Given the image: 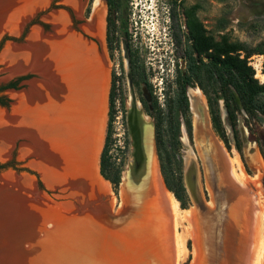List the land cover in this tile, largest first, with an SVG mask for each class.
I'll return each mask as SVG.
<instances>
[{"label": "rangeland", "instance_id": "rangeland-1", "mask_svg": "<svg viewBox=\"0 0 264 264\" xmlns=\"http://www.w3.org/2000/svg\"><path fill=\"white\" fill-rule=\"evenodd\" d=\"M71 1L73 5L72 2L68 4L69 0H47V6L37 11L34 16H32L20 34L12 38L9 34L14 35L13 33L8 31H3L1 33L3 37L0 39V42L4 38L5 40L0 47V87L5 86L6 83L8 84L16 81L17 88H8L0 92V95L3 96L6 101V106L0 105V109L11 111L16 102L13 98V94L27 91L30 82L40 79L39 75L31 72L27 75L19 74L21 76H9L10 74L7 67L1 61V56L10 43L9 41L17 42L20 46L25 45L31 29L36 26H39L40 31L45 33L41 32L44 36L53 37L56 34L55 26L48 20V17L54 15L65 16L66 19H64L68 21L67 23L70 30L75 36H77L76 33H78V35H83L85 42H83L79 36L77 37L91 49L93 53L92 56L97 60L99 68L98 71L95 72L96 84L93 86L94 90H96V93L95 91L94 93L97 99L98 97L101 98V93L103 92L104 96L106 94L108 100L112 79L114 76L116 77L117 101L113 120H111L110 124L111 137L108 155L110 156L111 162L120 167V183L118 187L114 189L110 182L101 178L105 186L103 193L110 201L112 213H116L120 211L124 201L127 199L125 193L129 195V181L127 178L126 183L124 176L125 173H127L129 163L133 159V137L129 127L131 95L127 79L128 70L126 61L123 57L122 41H126L129 51L137 55L140 61L139 65L142 66L147 82L152 87L153 95L159 99V102H162L163 91L173 79L176 66H178V69H184L185 67L182 59L181 47H176L174 42L175 35H178L184 44L186 37L184 11L199 5V7L195 9L196 16L208 35L213 36L215 39H219L221 35H225L229 37L230 40H237L245 43L249 47H255L264 41V0H181L176 4L170 0H122V8L125 9V12L123 13V10H121L111 16L115 20L113 43L111 44L112 49L108 48L110 46H108L106 40L108 8L105 1L103 0L104 3L101 5L100 11L96 13V16L93 14L94 0ZM93 19H96L94 23H92ZM87 23H90V25L87 26ZM220 25H226L225 29L220 31L218 29ZM84 26L86 27V31H83ZM178 26H180V29ZM11 46L18 47V45L14 44ZM249 60L250 65L255 70V78L260 83H263V57L261 55H254ZM133 91L135 101L141 107V112L139 114L141 120L140 124L145 123L146 129L150 133L152 130L154 146L153 120L145 113L140 101V99L143 98L148 102L149 93L142 82L140 84H134ZM187 95L190 107V97L196 95L204 109L202 115L203 120L201 123H197L191 108V136H188L183 127L180 132V164L183 183L189 196V206L187 209H181L178 203V212L181 215L187 212L190 224L182 223L180 224L181 226L175 227L172 205L168 196L171 193L165 189L154 146L153 154L155 156L153 161L155 167L153 174L155 180H153L159 184L161 190H164L163 200L165 201L166 214L168 217L167 221L170 230L165 238V233H163L164 227L158 230L160 222L157 223L155 227V222H153L154 225L148 229V234L146 235L152 238L151 241L155 246V250L157 249L158 252H161L160 254L164 257L166 264H197L200 252H202L207 261L212 264L214 256L212 255L213 250L211 253L212 248L209 242H212L214 239L217 221H224L229 213V202L226 200V195L229 193H227L223 181L226 174V178L237 185H243V187L251 192L253 197V207L246 213V219H250L248 220L249 238L245 248L246 257L244 264H254L259 249L261 246L264 248V243H261L260 236V226L264 219V117L261 115L258 116L256 121L253 122L250 132L243 121L245 116L243 114L239 116L238 131L242 144V152L239 154L233 144L232 133L222 101H219L220 113L229 141L228 147L225 146L212 129L206 99L201 90L197 86H188ZM107 111H109L108 106ZM108 124L109 115L107 112L104 139L107 135ZM21 142L24 141H15L9 156L6 158L8 168H6L5 171L12 170L20 174L27 173L33 176L34 171L29 165L30 159H22L19 156ZM64 144L63 141L60 143L62 148L66 147ZM104 145L105 140L103 142L102 151ZM50 154L49 150V152L46 153V159ZM234 161H238V163L236 164ZM191 167L194 169L195 176L194 195L187 186V175ZM234 169H236V171H234ZM236 174H241L243 176L244 184L238 182L237 178H235ZM171 196L173 197L172 194ZM231 198V200H233L234 196ZM62 200L58 199V201ZM38 219H42L41 212L35 210L31 213V217L27 218L25 222L6 226L5 232L2 235L0 234V238L2 239L5 236H9V238L4 244L2 240H0V245L3 244L1 245L3 248L0 246V264H25L26 261L28 262V260L31 259H35L36 264H40L37 262H40V256L38 255L35 256L36 258L30 259L22 257L20 251H18L20 241L17 240L20 237L22 239L27 237L25 234L28 231L27 227L29 225L25 223L28 222L31 224L32 221ZM225 223L230 225L233 223V220L229 219V221ZM220 225L219 227L217 226L219 247L222 246L223 242L221 240ZM238 228L239 224L236 223L235 231L230 232L233 234V249L234 246L239 243L237 246L239 249L238 253L234 254L233 251L232 255L234 254V256L238 258L237 264H240V259L242 257V240L239 241L236 235ZM155 230L159 232L157 239L154 238ZM8 231L10 232L9 235H7ZM185 231L189 232L185 239L186 253L180 258L179 254H177L176 235L185 234ZM156 241L158 243H156ZM235 241H237V243H235ZM220 248L225 255H229V252H224L222 247ZM40 249L46 252V247ZM59 254L60 252H58V255H54L55 260L60 264H67L70 259L67 260ZM217 260L214 259L213 263H218ZM32 262L30 263L32 264Z\"/></svg>", "mask_w": 264, "mask_h": 264}, {"label": "bare ground", "instance_id": "bare-ground-1", "mask_svg": "<svg viewBox=\"0 0 264 264\" xmlns=\"http://www.w3.org/2000/svg\"><path fill=\"white\" fill-rule=\"evenodd\" d=\"M71 2L69 0L68 4ZM103 3V0H94V16L100 11ZM46 6L47 0H0V34L3 31H8L14 35L20 34L24 25L32 16ZM64 18L65 16L62 15L48 17V20L55 26V36H44L40 30L33 28L27 37L25 45L18 47L8 45L1 56V61L7 67L9 74L18 72L27 75L31 72L39 75L40 79L30 82L27 91L23 90L24 92L21 91V93L13 94L16 102L11 111L0 109V160L6 159L9 156L15 141L22 140L24 142H21L19 156L22 159H30L33 167L36 166L35 168L40 170L49 157L60 158L58 149L65 151V155L71 160V165L72 161L77 160L75 156L82 151L80 140H84V135L87 136L89 141L88 150L85 152L91 156V163L94 159L98 144L95 116L99 104H102L101 99L99 97L98 99L96 98V90L93 88L96 84L95 72L98 71L99 66L97 65V60L94 59L95 57L92 56L91 49L74 35L68 26V21ZM94 21L96 19H93L92 23ZM190 99L193 107L202 105L196 95L191 96ZM135 106L136 101L132 100L130 118L132 123L134 122L132 125L134 127L137 126L135 131L137 138L136 141L133 139V143H135L134 149H138L139 152L138 136L140 134L141 120L139 114L134 113ZM72 134L76 135L80 140L73 139L74 136H71ZM66 135H68V138L65 137ZM148 137L151 138L149 131ZM62 141L65 143V148H62L60 145ZM49 150L51 154L46 159V153ZM136 158L135 167H132L134 172L128 178V196L131 193L141 192L145 185V180L141 181L140 179V172H136L140 169L141 162L139 156H136ZM234 162L238 163V161ZM154 167V163L151 162V176L148 177L149 183L146 182L148 186H146L142 194L134 196V200L140 203V227H144L146 232H148V229L154 225L153 222H155L154 227L160 222L158 230L164 227L163 233H165L164 237L166 238L170 229L167 221L165 201L163 200L164 190H161L159 184L154 181ZM70 169H75V167L70 166ZM241 174H236L235 178H237L240 184H244ZM226 177L225 174L223 181L226 191L229 193L226 195V200L229 202V213L224 221H217L214 239L212 242H209L212 248L211 253L213 250V261L214 259H218V263H213L212 261V264H237L238 258L234 254L238 253L239 249L237 246L239 243L233 249V234L230 232L235 231L236 223L239 224L236 235L239 241L242 240L240 264H244L246 257L245 248L249 238L248 220L250 219H246V213L253 207V197L251 192L243 187V185H237ZM1 183L0 234L2 235L5 232L6 226L25 222L27 218L31 217L33 211H41L35 209L33 206L31 194L34 193L26 186L22 190L20 180L18 183L14 176L7 174L2 177ZM23 183L27 184V180L23 181ZM102 187L104 188V184ZM15 188H18L20 192H17ZM168 196L172 205L175 227L182 223L190 224L187 212L181 215L178 212V202L171 194ZM232 196H234L233 200H231ZM126 200H128V197ZM41 217L44 218L42 212ZM229 219L233 220V223L230 225L225 223ZM25 224L29 225L30 223L26 222ZM219 225L221 240L223 241L220 247H222L224 252H229V255H225L219 247L217 235ZM9 233L8 231L7 235ZM187 233L189 232L176 235L177 254H179L180 258L186 253L185 239L186 235H188ZM28 235H31V232L29 234V230L25 236ZM154 235V238L157 239L159 232L155 230ZM260 236L261 243L263 244L264 219L260 226ZM8 238L9 236H5L2 239L0 238V240L4 244ZM31 238L32 236L29 239ZM20 239L22 238L20 237L17 240L20 241ZM156 243L158 242L156 241ZM152 248L155 249V246L153 245ZM115 249L116 251H121L119 248ZM152 251L156 252L155 250ZM233 251L234 254L232 255ZM198 262L200 264H211L203 256L202 252H200ZM263 262L264 248L261 246L254 264H263Z\"/></svg>", "mask_w": 264, "mask_h": 264}, {"label": "trees", "instance_id": "trees-1", "mask_svg": "<svg viewBox=\"0 0 264 264\" xmlns=\"http://www.w3.org/2000/svg\"><path fill=\"white\" fill-rule=\"evenodd\" d=\"M108 8L106 40L112 49L115 20L114 13L123 10L122 0H104ZM174 4L181 0H170ZM199 5L184 11L186 37L184 44L175 35L176 47H181L184 69L175 68V75L162 94V102L153 95L152 87L147 82L144 70L139 65V59L130 51V74L132 85H145L149 93V101L140 99L142 107L153 120L154 146L157 155L160 174L166 190L173 195L181 209L189 206V196L185 185L180 164V132L182 127L188 136L192 134V116L187 96V87L197 86L203 93L212 129L226 147L229 146L227 133L223 126L219 101H222L226 117L229 122L235 149L242 152V144L238 131V120L244 115V124L251 132L253 122L259 115L264 117V82L255 78V70L250 65V58L254 55L263 57L262 71L264 73V41L255 47H249L243 42L230 40L221 35L219 39L208 35L196 16L195 9ZM226 25L218 26L224 30ZM180 29V26H178ZM5 38L0 42V47ZM21 79V78H20ZM116 77L111 82L108 96L109 124L105 138L104 149L100 155L99 171L102 178L110 182L114 189L120 183V167L111 162L109 144L111 137V120H113L117 101ZM16 89V81L0 87ZM0 105L6 106V101L0 95ZM8 168L0 165V171Z\"/></svg>", "mask_w": 264, "mask_h": 264}, {"label": "water", "instance_id": "water-1", "mask_svg": "<svg viewBox=\"0 0 264 264\" xmlns=\"http://www.w3.org/2000/svg\"><path fill=\"white\" fill-rule=\"evenodd\" d=\"M86 25L88 26L90 23ZM34 29L40 30L39 26ZM83 31H86L85 26ZM76 34L85 42L82 34ZM2 35L0 34V39L3 37ZM9 36L14 38L16 35L9 34ZM9 42L8 45L20 46L17 42ZM122 50L128 70L130 95L132 100H135L129 66L130 51L126 41H122ZM99 99L102 104H99L95 116L97 142L98 140L99 142L93 164L91 156L85 152L89 145L87 136L84 135V140H80L72 134L73 139L80 140L82 151L75 156L77 160L72 161L71 165V160L65 155V151L58 149L60 158L49 157L40 170L29 163L34 171L33 176L12 170L0 171V186H2V177L7 174L14 176L18 183L20 180L22 190L29 187L30 191L34 193L31 194L33 206L40 210L44 216L41 220L32 221V225L29 224L28 230H30L32 238L29 239L30 236H27L21 239L18 251L26 259L40 256V262L37 261L40 264H60L54 257V255H58V252L67 260L70 259L67 264H166L161 252L152 248L154 245L151 241L152 238L146 235L145 228H141L139 225L140 203L132 197V199L124 201L120 211L112 213L110 201L103 193L105 186L102 187L103 178L100 175L99 162L105 140L104 127L108 112V104H106L108 100L103 92ZM132 124L129 116L130 131L136 141L137 127ZM65 137L68 138V135ZM6 160H0V165H7ZM70 166L75 169H70ZM25 180L28 185L23 183ZM187 186L194 195L195 176L192 167L188 171ZM15 190L20 192L18 188ZM58 199L63 200L58 201ZM42 247H46V252L40 249ZM115 248H119L121 251H116ZM30 262L36 264L35 259L28 260L25 264H31ZM197 264L200 263L197 262Z\"/></svg>", "mask_w": 264, "mask_h": 264}, {"label": "flooded vegetation", "instance_id": "flooded-vegetation-1", "mask_svg": "<svg viewBox=\"0 0 264 264\" xmlns=\"http://www.w3.org/2000/svg\"><path fill=\"white\" fill-rule=\"evenodd\" d=\"M188 96V95H187ZM189 100V98H188ZM191 101V99H190ZM131 103H132V98H131ZM131 103H130V109H131ZM190 104V102H189ZM192 108V111L196 117V122L198 123L200 121V123L202 122L203 120V112H204V109L202 107V105L198 106V107H193L192 103H191V107H190V110ZM191 111V112H192ZM130 112L129 111V116H130ZM141 112V107L137 104L136 102V106H135V110H134V113H138L140 114ZM202 112V113H201ZM134 123V122H133ZM137 127V126H136ZM152 129V128H151ZM140 134L138 136V140H139V152H138V149L135 150L134 147H135V143H133V150H132V156H133V159L132 161L129 163V167L127 169V173H125V176H124V180L126 181L127 178H129V175H132V172H134L133 168L132 167H135V164H136V156H139L140 159H141V162H140V169L138 171H136L137 173L140 172L139 176H140V179L141 181H144L145 182V185L143 186L142 188V191L138 192V193H134V194H130V196L127 195V193H125V196L128 197V199H134V196H137V195H140L142 194L143 191H145L146 189V186H148V183H149V178L151 175H150V172H151V162H153V159H154V146H153V136H152V130H151V133H150V136L151 138L148 137V130L146 129V124L143 123V124H140ZM137 153V154H136ZM149 172V173H148ZM147 178H146V177ZM146 182L147 185H146ZM127 183V181H126ZM140 186V185H139Z\"/></svg>", "mask_w": 264, "mask_h": 264}, {"label": "crops", "instance_id": "crops-1", "mask_svg": "<svg viewBox=\"0 0 264 264\" xmlns=\"http://www.w3.org/2000/svg\"><path fill=\"white\" fill-rule=\"evenodd\" d=\"M19 74H21V73H18V72H16L15 74H10V75H12V76H14V75H19ZM9 75V76H10ZM20 151V150H19ZM31 160H29V162H30Z\"/></svg>", "mask_w": 264, "mask_h": 264}]
</instances>
